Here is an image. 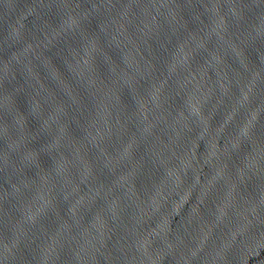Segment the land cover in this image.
Returning <instances> with one entry per match:
<instances>
[{
    "label": "water",
    "instance_id": "1",
    "mask_svg": "<svg viewBox=\"0 0 264 264\" xmlns=\"http://www.w3.org/2000/svg\"><path fill=\"white\" fill-rule=\"evenodd\" d=\"M0 264H264V0H0Z\"/></svg>",
    "mask_w": 264,
    "mask_h": 264
}]
</instances>
